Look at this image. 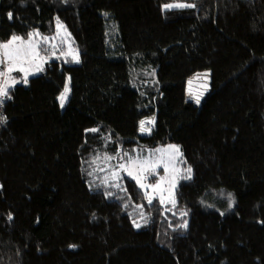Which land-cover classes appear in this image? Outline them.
<instances>
[{"label": "trees", "instance_id": "16d2710c", "mask_svg": "<svg viewBox=\"0 0 264 264\" xmlns=\"http://www.w3.org/2000/svg\"><path fill=\"white\" fill-rule=\"evenodd\" d=\"M59 23L79 62L42 41L43 73L0 98V264H264V0H0L1 43ZM208 62L210 90L189 106ZM168 144L173 207L109 173Z\"/></svg>", "mask_w": 264, "mask_h": 264}, {"label": "rangeland", "instance_id": "374dc122", "mask_svg": "<svg viewBox=\"0 0 264 264\" xmlns=\"http://www.w3.org/2000/svg\"><path fill=\"white\" fill-rule=\"evenodd\" d=\"M62 23H59L57 25V32L56 34L48 40H44L43 37L40 36H32L31 40L36 45V53L37 55L35 58H29L26 61H17L14 65V70L11 72H8V84L9 87H14L18 84H26L24 82L25 79V71L28 73L27 80L35 75L41 74L44 71V68L46 64L48 63V58L40 53L39 46L42 43V46L44 49L49 51L51 54L54 53L55 49L59 48L63 52H61V56L70 57V59L73 60L74 56H78V59L80 55L77 51L74 50V48L71 46L69 41V36L66 31V29L62 26ZM27 39V38H26ZM9 41V40H8ZM7 42V41H5ZM4 43V42H2ZM19 43V42H17ZM2 52V50H0ZM42 54V55H41ZM58 56V55H56ZM55 57V55L53 56ZM3 57L0 55V60H2ZM74 63L75 62L73 60ZM23 67L25 71H20L19 69ZM0 70H3L7 72V64L2 63L0 65ZM211 73H212V62H208L200 68L196 73H194L188 80L185 88V101L187 105H200L202 102L204 96L208 93L210 90V82H211ZM206 74V75H205ZM15 78L16 83H12V79ZM4 77H0V84H3ZM65 87L69 89L66 100L70 93V84L69 81L66 82ZM64 87V90H65ZM64 90L62 93H64ZM61 93V94H62ZM61 96V95H60ZM199 98V103L196 102V98ZM65 100V102H66ZM64 102V104H65ZM32 107L33 110L37 113L43 112L46 109V99L45 97L39 93L34 92L32 96ZM144 123V130H141V122ZM151 121V123H149ZM139 130L143 133L150 135L151 132L154 129L155 126V119L154 117H145L141 120ZM170 145L175 144H168L166 146H159L155 148H134L133 154L130 152H127L120 158H118L115 161V166L113 167V171H109V173L113 172L115 173V176H129L133 180L137 182V179H134L133 176L137 177L141 183L145 185L144 188L140 187V184L138 186L143 190V192H147L149 196L152 197V200L157 198L160 202L163 200L162 205L163 206H171L173 207L176 204V188L178 185V178H179V158L181 156V151L179 148V153L174 152L169 148ZM177 146V145H175ZM167 149L168 151H158V150H164ZM129 158H132L133 160L137 161L138 163L128 166L126 162L129 160ZM143 161H149L148 164H144L143 167H141V163ZM159 161V163H156ZM168 165V171L165 172L164 164ZM118 164H126V166L130 167V170L132 172V175H129L125 170L117 168L116 165ZM157 184L159 185L158 188L153 189L152 185Z\"/></svg>", "mask_w": 264, "mask_h": 264}, {"label": "snow or ice", "instance_id": "6c2138e0", "mask_svg": "<svg viewBox=\"0 0 264 264\" xmlns=\"http://www.w3.org/2000/svg\"><path fill=\"white\" fill-rule=\"evenodd\" d=\"M194 7L195 5L194 4H191V3H188V4H181V5H167L166 7L168 8H171V7ZM9 18L12 17V14L9 13ZM32 36H39V33H30L28 34V38L27 39H24V38H21L19 36H15L13 35L11 37V39L7 42H4V43H0V50H2V52H0V55H2L3 59L0 60V63H6L7 64V72L3 71V70H0V77H4V82L3 84H0V98H3V97H6L8 96V87H9V84H8V72H11L14 70V65L17 61H26L28 60L30 57L31 58H35V56L37 55L36 53V45L33 43V41L31 40V37ZM44 40H48L49 38L48 37H44L43 38ZM19 42V43H17ZM73 60L75 62H79V59H78V56H74L73 57ZM20 71H25V69L23 67H21L19 69ZM27 75L28 73L25 71V79H24V82L27 83ZM206 75V74H205ZM18 81L15 80V78L12 79V83H16ZM69 89L67 87H65V90H64V93L61 94V96L59 97V100H60V105L61 107H63L64 105V102L66 100V96H67V93H68ZM10 98V97H9ZM196 102L199 103V98L197 97L196 98ZM3 103V100L0 99V104ZM2 119V118H0ZM144 123L145 122H141V130L143 131L144 130ZM151 123V121L149 122ZM92 131H96L95 129H93ZM169 148L171 150H173L174 152L176 153H179V148L178 146H175V145H170ZM158 151H168L167 149H164V150H158ZM127 155V154H125ZM99 157H97L98 159ZM105 160H111L113 159V157H109V156H105L104 157ZM93 163H95V161H93ZM138 163L137 161L133 160L132 158H129V160L126 162V164L128 166H131V165H134ZM141 163V167H143L144 164H148L149 161H143V162H140ZM156 163H159V161H157ZM126 164H118L116 165L117 168H120V169H123L125 170L129 175H132V172L130 170V167L126 166ZM164 169H165V172L168 171V165L165 163L164 164ZM187 175L184 177L185 179H190L191 178V169L188 168L187 170ZM115 175V173H114ZM134 179H137V183L140 184V187L141 188H144L145 185L143 183L140 182V180L133 176ZM114 187H119V185H112ZM153 189H156L159 187V185L157 184H153L152 185ZM108 195H112V193H108ZM145 196H146V199L148 200V203L151 204L152 203V197L149 196L147 194V192H145ZM161 203H163V200H161ZM141 215L143 216V213H141ZM9 219H11V216H9ZM137 227H139L140 225H136ZM182 227L186 226V222L184 225H181Z\"/></svg>", "mask_w": 264, "mask_h": 264}, {"label": "crops", "instance_id": "0c3cea01", "mask_svg": "<svg viewBox=\"0 0 264 264\" xmlns=\"http://www.w3.org/2000/svg\"><path fill=\"white\" fill-rule=\"evenodd\" d=\"M1 43V42H0ZM2 63H0V65H1ZM1 69V68H0Z\"/></svg>", "mask_w": 264, "mask_h": 264}, {"label": "bare ground", "instance_id": "6f19581e", "mask_svg": "<svg viewBox=\"0 0 264 264\" xmlns=\"http://www.w3.org/2000/svg\"><path fill=\"white\" fill-rule=\"evenodd\" d=\"M19 85V84H18Z\"/></svg>", "mask_w": 264, "mask_h": 264}]
</instances>
